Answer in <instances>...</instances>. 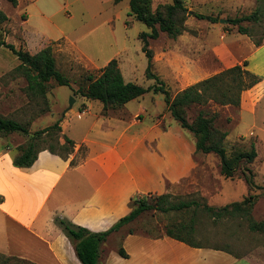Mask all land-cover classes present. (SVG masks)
Instances as JSON below:
<instances>
[{"label": "crops", "instance_id": "0c3cea01", "mask_svg": "<svg viewBox=\"0 0 264 264\" xmlns=\"http://www.w3.org/2000/svg\"><path fill=\"white\" fill-rule=\"evenodd\" d=\"M42 0H17V8L26 14L21 27L32 30L24 35L19 48L36 54L48 46L63 43L61 50L75 56L86 67H98L97 58L87 53L68 31L53 20L67 5L44 14ZM24 4V6H22ZM19 9V10H20ZM68 15V14H67ZM40 17L42 22H34ZM46 21V23H45ZM114 34V17L104 20ZM239 56L224 51L210 66L196 63L192 74L176 73L179 52L169 49L154 56L173 69L180 90L212 77L226 69L247 62L246 70L264 81V69L257 60L264 42L257 46L242 36ZM123 51L109 57L118 62ZM102 68H100L101 70ZM179 71V70H178ZM168 76V75H166ZM165 77V76H164ZM166 78V77H165ZM259 86V88H258ZM263 88V97L260 88ZM257 88L256 94H248ZM243 93L240 110L255 114L264 104V82ZM137 112L121 116L94 115L85 136L75 142L68 159L48 150L39 153L30 167H17L19 150L0 138V254L28 264H83L74 244L57 218L68 220L91 232H104L131 211L135 197L198 191L201 180L209 176L208 155L199 157L193 137L173 119L167 122L150 117L136 119ZM67 129V128H66ZM67 136V135H66ZM68 137V136H67ZM83 157L77 160L81 148ZM127 226L112 233L101 246L98 264H238L230 253L196 248L163 235L153 237L144 232H124ZM112 238L118 246L110 247ZM123 247L128 257L119 254Z\"/></svg>", "mask_w": 264, "mask_h": 264}, {"label": "rangeland", "instance_id": "374dc122", "mask_svg": "<svg viewBox=\"0 0 264 264\" xmlns=\"http://www.w3.org/2000/svg\"><path fill=\"white\" fill-rule=\"evenodd\" d=\"M183 1L190 12L217 17L218 22L211 23L194 16L188 17L185 22L187 30L176 39L161 33L159 38L150 40V48L154 56L169 49L179 52L181 58L176 59L179 70L176 73L184 74H192L196 71V63L200 66H210L218 62L219 55L224 51L226 53L230 51L234 56H239L241 49L237 40L242 36H249L240 34L238 28L228 23V20L250 15L256 9L259 0ZM172 2V0H152V11L156 12ZM41 3L44 14H51L52 11L67 5L66 10H62L53 18L54 22L68 31L72 40L78 42L83 50L97 58L99 68L86 67L81 59L64 54L61 50L63 43L58 42L53 46L57 68L71 81L72 88L59 86L52 81L47 99L33 101L23 90L27 85L25 78L14 72L20 64L17 56L9 49L0 48V114L27 124L31 135L62 119V131L57 135V141L48 137L47 141L42 140L40 145L54 144L57 151L65 154L61 148L66 144L64 136L67 135L77 141L81 140L88 132L94 115L98 118L104 115L103 104L100 101L88 100L76 92L80 86L85 84L86 75L98 76L100 68L105 67L107 59L117 51H123L119 67L126 81L145 87L154 84V81L147 79L145 74L148 59L142 51V41L139 38L141 32L150 30L145 24L130 16L129 0H42ZM0 8L9 18L0 29V38L15 44L17 48L25 42L23 32L26 31L24 35L31 40L32 30L28 27H21V23L26 19L24 13L26 11H21L9 0H0ZM110 15L114 17L113 35L104 21ZM32 20L34 22L43 21L40 17ZM243 26L248 27L253 34L249 37L251 40L254 42L263 40L264 42V16L259 23L244 22ZM257 60L264 69L263 50ZM153 70L166 82L172 95L181 91L175 83L173 75L176 73L171 67L164 65L163 61L154 62ZM261 80L264 82L263 79ZM248 94L257 95L256 104L253 105L255 108L261 98L257 88L251 89ZM260 94L263 97L262 87ZM71 97L75 99V103L72 108H69ZM240 107L241 104L240 106L219 105L210 101L205 105L192 106L187 110V116L192 123L201 111H206L210 116L217 113L215 127L228 133L226 143L229 153L234 145L237 148L249 149L251 144H255L258 156L253 163L245 165L252 172L255 187H250L246 183L242 170H239L233 178H225L221 173L220 158L216 154H208L205 156L210 162L209 176L201 180L200 189L189 193H171V200L178 202L196 199L219 208L253 197L254 205L250 211V218L261 222L264 220V104L259 105L254 115L250 114L252 108L247 110L250 113H243ZM129 112L133 114L137 112L136 119L150 117L164 122L172 120L166 109L164 96L153 92L129 102L120 109L110 110L107 116L125 117ZM0 138L17 149L18 146L26 145L31 141L30 136L20 133ZM84 150L85 148L82 147L77 160L83 157ZM197 155L204 156L201 153ZM156 196L149 194L144 197L152 202ZM194 215H196L197 222V237L203 247L225 249L239 258L238 264H264V232H251L249 217L224 218L219 222H214L203 212L195 214L190 210L164 214L152 210L145 212L135 222L128 225L124 232H144L153 237L163 236L170 224L182 219L188 220ZM115 239L110 240V247L118 246ZM0 264L28 263L0 254Z\"/></svg>", "mask_w": 264, "mask_h": 264}, {"label": "trees", "instance_id": "16d2710c", "mask_svg": "<svg viewBox=\"0 0 264 264\" xmlns=\"http://www.w3.org/2000/svg\"><path fill=\"white\" fill-rule=\"evenodd\" d=\"M9 1L14 6L17 5V0ZM172 1V4L165 5L162 9L153 12L152 0H129L130 16L145 24L150 30L149 32H141L139 38L142 41V51L148 59L145 74L147 79L154 81L153 85L145 87L135 82H127L119 67L118 60L113 59L101 69L98 76L86 75L85 84L80 86L76 92L88 100L100 101L103 104L104 115H107L110 110L120 109L150 92L162 94L166 109L172 119L193 137L196 153L216 154L220 158L221 173L225 178H233L239 170H242L246 183L250 187H255L252 172L245 166L253 163L258 156L255 144H251L249 149L237 148L234 145L229 153L226 143L228 133L215 127L217 113L210 116L206 111H201L191 123L187 116V110L194 105H205L210 101L219 105L240 106L242 93L253 88L262 80L246 70L248 63L244 62L243 65L226 69L172 95L166 82L153 70L154 52L150 48V40L159 38L161 33L176 39L187 30L185 22L190 16L211 23H217L219 20L217 17L190 12L183 0ZM263 2L264 0H259L256 9L250 15L229 19L228 23L236 26L240 34L252 37L253 34L250 29L243 26V23H259L261 21L264 16ZM8 19L6 13L0 8V29ZM255 44L261 46L263 40L256 41ZM0 48L9 49L17 56L20 64L14 69V72L25 78L27 85L23 90L30 100H46L52 81L59 86L71 87V81L57 68L52 46H48L36 54H31L29 51L17 48L15 44L7 42L6 39L0 38ZM61 122L62 119L31 135L27 124L0 114V137L20 133L30 136L31 139L28 144L18 146L20 154L14 159V165L30 167L37 160L39 153L44 150L68 159L75 147V142L69 137L64 136L66 144L61 147L65 154L57 151L54 144L40 145L42 140L46 142L48 137L57 141L56 137L62 131ZM253 205V197L216 208L196 199L175 202L171 200V194L157 195L152 202H149L144 196H140L132 199V211L104 232H91L65 219L57 218V222L74 244L79 260L83 264H98L101 246L108 237L122 227L135 222L145 212L155 210L169 214L192 210L195 214L198 212L205 213L214 222H219L224 218L249 217V230L257 233L264 232V220L257 222L250 218ZM197 231L196 215H194L188 220L182 219L170 224L166 228L165 235L192 247L205 248L197 237ZM212 249L228 253L225 249ZM119 254L122 257H128L122 246L119 248Z\"/></svg>", "mask_w": 264, "mask_h": 264}, {"label": "water", "instance_id": "95a60500", "mask_svg": "<svg viewBox=\"0 0 264 264\" xmlns=\"http://www.w3.org/2000/svg\"><path fill=\"white\" fill-rule=\"evenodd\" d=\"M222 23L226 22V21H221ZM75 103V99L73 97H71L70 102H69V108H72V106Z\"/></svg>", "mask_w": 264, "mask_h": 264}]
</instances>
